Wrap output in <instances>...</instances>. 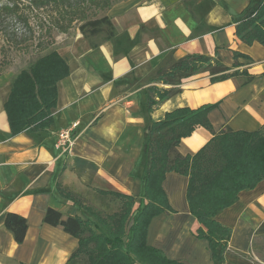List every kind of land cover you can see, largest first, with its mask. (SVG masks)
I'll use <instances>...</instances> for the list:
<instances>
[{"label": "crops", "instance_id": "0c3cea01", "mask_svg": "<svg viewBox=\"0 0 264 264\" xmlns=\"http://www.w3.org/2000/svg\"><path fill=\"white\" fill-rule=\"evenodd\" d=\"M253 1L115 2L106 12L114 27L110 39L92 47L81 34L75 49L67 48L70 54L66 48L58 51L68 73L56 84L53 122L43 131L11 132L5 103L12 78L0 75V264H65L77 249L76 237L43 221L49 207L62 218L80 213L59 186L90 207L86 190L99 196L93 188L140 200L142 180L134 173L141 168L144 127L167 111L216 103L208 112L215 132L225 127L253 131L264 125V46L257 41L246 44L235 32ZM192 53L217 57L249 77L237 74L211 81L203 71L177 85L155 78L159 70ZM151 86L180 90L147 111L146 91ZM66 127H73L75 134L71 152L55 146L57 132ZM211 136L197 126L181 138L177 151L193 154ZM187 183V176L178 172L165 174L161 186L167 206L151 218L146 241L170 259L212 264L207 240L196 236L200 223L188 207ZM9 211L26 218L21 243L4 226ZM215 218L231 229L224 264H264L254 257L256 239L264 235V181L240 191L236 202Z\"/></svg>", "mask_w": 264, "mask_h": 264}, {"label": "trees", "instance_id": "16d2710c", "mask_svg": "<svg viewBox=\"0 0 264 264\" xmlns=\"http://www.w3.org/2000/svg\"><path fill=\"white\" fill-rule=\"evenodd\" d=\"M117 1L29 0L26 4L5 0L0 3V32L3 31V16L23 19L31 30L26 13L36 10L40 34L48 31L51 35L50 28L66 33L77 25L83 37L95 47L114 35V27L106 12ZM235 32L246 44L257 41L264 46V0L252 2L236 24ZM12 36L16 37V34ZM40 45L42 50L46 48ZM231 69L217 57L192 53L176 60L168 70H159L155 78L177 85L181 79L203 71H208L211 81L237 74L249 77L245 70ZM67 73L66 60L57 50H50L12 78L10 95L5 103L12 133L39 132L52 124L56 84ZM179 90L175 86L149 87L146 110L150 111L158 102ZM216 105L204 103L196 108L177 107L167 111L161 120L149 121L145 125L144 146L139 156L141 168L134 173L142 180L139 201L133 195L93 188L102 198L119 201L117 210L104 214L83 204L80 197L59 186L64 197L80 211L62 218L58 210L49 207L43 216L45 223L62 226L78 240L77 249L65 264H185L166 257L146 241L151 218L167 206L161 182L169 171L187 176L188 207L200 223L196 236L207 240L212 264H224L231 229L217 221L215 216L236 202L240 191L252 189L264 181V125L253 131L225 127L215 132L208 112ZM197 126L208 129L212 136L195 153L180 154L177 146L181 138L190 135ZM4 226L17 243L24 240L27 230L24 216L6 212Z\"/></svg>", "mask_w": 264, "mask_h": 264}, {"label": "rangeland", "instance_id": "374dc122", "mask_svg": "<svg viewBox=\"0 0 264 264\" xmlns=\"http://www.w3.org/2000/svg\"><path fill=\"white\" fill-rule=\"evenodd\" d=\"M3 1L5 0H0V3ZM18 1L27 4L29 0ZM26 14L27 24L31 26V30L27 28L23 19L15 16H3V31L2 33L0 32V75L4 73L13 78L22 69H27L35 62L37 57L45 52L57 50L63 53L64 48H69L72 51L75 49L72 47L76 46L78 39H82L77 25L71 27L66 33H59L50 28L51 35L48 34V31H42L40 34L37 27L38 12L32 10L27 11ZM45 26L47 28L48 24L46 23ZM12 34H16V37H13ZM40 44L46 46V48L42 50ZM65 53L70 54L68 49ZM169 67L162 69V71L168 70ZM85 196L91 207L100 209L104 214L117 210L119 207V201H110L105 198H99V196H93L90 192L88 193V190H86ZM136 201H139V199L137 198ZM256 243L258 244L254 249V257L256 260L259 259L264 262V235L258 237Z\"/></svg>", "mask_w": 264, "mask_h": 264}, {"label": "built area", "instance_id": "2783aa9c", "mask_svg": "<svg viewBox=\"0 0 264 264\" xmlns=\"http://www.w3.org/2000/svg\"><path fill=\"white\" fill-rule=\"evenodd\" d=\"M75 143L73 127L62 128L57 132L55 146L63 152H71Z\"/></svg>", "mask_w": 264, "mask_h": 264}]
</instances>
